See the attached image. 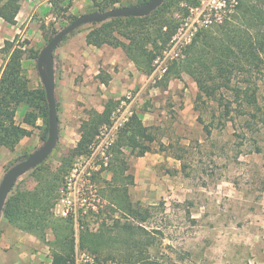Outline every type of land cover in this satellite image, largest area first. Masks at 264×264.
<instances>
[{
  "label": "rangeland",
  "instance_id": "rangeland-1",
  "mask_svg": "<svg viewBox=\"0 0 264 264\" xmlns=\"http://www.w3.org/2000/svg\"><path fill=\"white\" fill-rule=\"evenodd\" d=\"M71 1L70 6L68 1L53 6V0H35L29 16L22 14L26 20L20 26L0 17V72L10 58V52L3 49L5 43L14 41L25 52L22 72L29 79V87L44 89L38 58L33 55H39L57 32L92 9L89 0ZM214 5L223 6L224 0H203L200 8L192 10L171 48L156 60L151 74L140 71L121 47L88 44L87 33L97 27L93 23L72 31L54 52L59 137L45 163L54 168L61 164L80 140V127L89 119V111H103L111 98L117 101L111 123L102 126L89 152L73 157L66 188L63 183V199L55 207L57 217L73 215L76 229L81 212L95 229L103 220L117 218L125 223L131 219L121 206L125 200L115 198L105 184L113 179L111 145L118 130L134 114L157 133L153 150L143 156L131 155L130 148L124 147L129 166L126 175L134 179L132 183L130 177H124L129 184V199L153 206L152 217L135 223L157 237L153 246L131 252L134 264H148L149 260L169 264H264V124L253 125L251 115L236 110L223 116L224 106L212 101L203 105L207 128L199 120L195 106L199 87L191 75L182 72L180 77L170 79L167 88L163 86L166 68L181 47L191 42L203 24L201 19L207 17V9ZM102 79H108V83ZM260 99L263 104L264 90ZM41 106L42 113L46 112L44 100ZM23 113V109L17 113V122H22ZM261 116L264 112H258ZM25 126L32 130L31 136L24 137L14 149L0 148V182L14 164L47 139L45 118L40 117L36 126ZM29 171L19 178L21 186L34 184ZM103 187H108L105 192ZM7 223L2 214L0 242L6 236L3 229ZM146 236L142 231L138 237L142 240ZM7 237L11 242L24 241L6 248L14 264H29L28 260L52 264L50 245L34 234L17 230ZM52 237L49 232L48 238ZM125 253L123 248L106 251L98 256L108 260L97 262V254L77 244L76 264H123Z\"/></svg>",
  "mask_w": 264,
  "mask_h": 264
},
{
  "label": "trees",
  "instance_id": "trees-1",
  "mask_svg": "<svg viewBox=\"0 0 264 264\" xmlns=\"http://www.w3.org/2000/svg\"><path fill=\"white\" fill-rule=\"evenodd\" d=\"M62 1H68L69 6L72 3L71 0H53V6ZM89 1L92 4L90 12H93L143 4L150 0ZM22 2L0 0V17L9 24H16ZM202 3L203 0H165L146 16L114 17L93 23L97 27L87 33L86 40L97 47L105 44L121 47L140 71L151 74L156 60L164 57L171 48L184 19ZM206 13L207 17L201 19L203 24L198 27L191 42L181 47L177 57L166 68L163 86L167 88L170 79L180 77L182 72L191 75L199 87L195 105L199 120L207 128L209 124L203 115V105L212 101L224 106L226 115L223 116L227 117L236 110L251 115L253 125L258 122L264 124V116L258 117V112H264V103L260 99L264 90V0H224L223 6L214 5ZM3 49L10 52V58L0 72V148L14 149L24 137L32 134V130L25 125L36 126L40 117L47 120L48 134L49 108L45 89H31L28 77L22 72L24 50L10 40L6 41ZM33 57L38 58V53ZM102 82L108 83V79H102ZM43 100L46 102L44 113L41 106ZM116 105L117 101L111 98L103 111L90 110L89 119L83 120L80 127L81 138L69 156L55 168L45 162L33 168L29 177L34 184L21 186L17 182L6 201L4 217L17 228L47 242L51 247L52 264H76L77 244L97 254V262L108 260L98 254L123 248L129 253H125L127 257H124L123 264H134L136 261L132 260L131 252L140 247H151L156 242L157 237L151 231L135 223L136 220L146 222L152 217L153 206H144L129 199V184L124 181V177H130L132 183L134 180L133 175H126L129 166L124 147L130 148L131 155L143 156L153 150L158 140L155 128L145 125L136 114L118 130L117 138L111 145L113 179L105 183L115 198L119 196L125 200L121 206L129 212L131 219L125 223L117 218L103 220L95 229L81 212L76 229L73 215L63 218L55 214V207L63 198L64 187L68 183L65 178L73 157L89 152L102 126L111 123ZM21 109L24 113L19 123L16 117ZM257 150L260 148L257 147ZM106 188L103 187L102 191L105 192ZM142 231L147 236L141 240L138 236ZM49 232L53 235L52 239L48 238ZM148 264L169 263L149 260Z\"/></svg>",
  "mask_w": 264,
  "mask_h": 264
},
{
  "label": "water",
  "instance_id": "water-1",
  "mask_svg": "<svg viewBox=\"0 0 264 264\" xmlns=\"http://www.w3.org/2000/svg\"><path fill=\"white\" fill-rule=\"evenodd\" d=\"M165 0H150L143 4L118 6L105 11H93L76 17L66 27L57 32L41 50L37 66L42 78L48 102L49 131L44 144L14 164L0 182V216L3 214L6 201L19 178L29 170L43 163L55 150L59 137V117L56 97V79L54 52L59 43L72 31L88 23H101L114 17L146 16L157 9Z\"/></svg>",
  "mask_w": 264,
  "mask_h": 264
},
{
  "label": "crops",
  "instance_id": "crops-1",
  "mask_svg": "<svg viewBox=\"0 0 264 264\" xmlns=\"http://www.w3.org/2000/svg\"><path fill=\"white\" fill-rule=\"evenodd\" d=\"M36 2L35 0H25L23 2L21 11L19 12L18 16H17V26H20V24H22V22H24L26 20L25 17H22V14H25L29 16L30 12L32 11V9L34 8ZM8 225H6L4 227V235H6L0 242V264H14L11 260V256H13L12 254H10V251H7L6 248L8 246H13L15 243H19L21 244L22 241L21 239H15L14 242H11V240H9V238L7 237L10 234V231H17L18 232L22 231L16 227H14L13 225H11L10 223H7ZM13 233H17V232H13ZM23 244V243H22ZM23 246V245H22ZM14 247V246H13ZM24 248H26V246H23ZM29 264H32L33 262L31 260H28ZM34 264V263H33Z\"/></svg>",
  "mask_w": 264,
  "mask_h": 264
},
{
  "label": "built area",
  "instance_id": "built-area-1",
  "mask_svg": "<svg viewBox=\"0 0 264 264\" xmlns=\"http://www.w3.org/2000/svg\"><path fill=\"white\" fill-rule=\"evenodd\" d=\"M63 199V198H62ZM64 215H67V212L66 211H64Z\"/></svg>",
  "mask_w": 264,
  "mask_h": 264
}]
</instances>
